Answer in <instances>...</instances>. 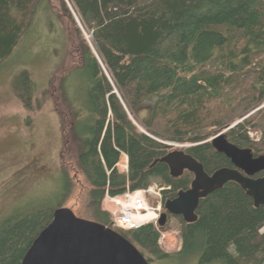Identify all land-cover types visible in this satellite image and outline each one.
Returning <instances> with one entry per match:
<instances>
[{
	"label": "trees",
	"instance_id": "obj_1",
	"mask_svg": "<svg viewBox=\"0 0 264 264\" xmlns=\"http://www.w3.org/2000/svg\"><path fill=\"white\" fill-rule=\"evenodd\" d=\"M67 1L81 26L65 0L56 13L52 0H0V64L30 32L39 12L49 13L51 26L52 15L68 16L79 39L73 69L84 79L85 98L76 107L79 96L70 95L66 79L60 80V97L72 112L70 118L61 113L62 139L64 146L75 144L76 166L89 186L77 211L69 208L116 230L159 260L264 264V204L255 207L235 182L201 198L196 221L186 223L177 216L181 243L172 253L158 243L172 215L164 226L122 229L101 209L106 195L144 189L153 180L171 186L163 200L189 188L190 173L172 178L159 161L170 148L163 140L190 143L182 149L208 174L231 167L229 158L206 141L212 131L227 129L229 142L264 155V0ZM81 28L90 34L92 47ZM11 88L23 107L32 110L34 84L26 70L12 78ZM149 100L146 134L128 113H137ZM248 130L260 132L259 140L250 139ZM122 154L126 172L117 167ZM61 175L58 207L70 198L73 184L66 168ZM53 211L33 207L1 220L0 264H20Z\"/></svg>",
	"mask_w": 264,
	"mask_h": 264
},
{
	"label": "rangeland",
	"instance_id": "obj_2",
	"mask_svg": "<svg viewBox=\"0 0 264 264\" xmlns=\"http://www.w3.org/2000/svg\"><path fill=\"white\" fill-rule=\"evenodd\" d=\"M65 2L72 18L81 26L71 5L67 0ZM59 3L60 0H52L53 12L56 13ZM48 15L49 13L40 12L37 14L30 32L0 64V221L9 216H18L33 207L57 208L64 168L73 184L71 196L61 204L62 207L69 208L71 205L74 209L81 206L89 187L76 166L75 144L68 141L67 146H64L62 139L61 113L65 112L66 118H70L72 112L60 97V80L66 79L64 87H67L70 95L76 98L79 96L78 100L75 99L76 107L85 98L84 79L73 69L79 61V39L68 16L59 14L57 18L52 15L51 26L48 25ZM80 31L92 47L90 34L82 28ZM23 70L29 73L34 84L33 109L30 111L23 107L11 88L12 78ZM153 100L147 101L137 113H128L137 129L146 134H149V129L145 121ZM224 130L227 129L212 131L206 141H210L219 132H225ZM247 133L253 141L259 140L260 132L248 130ZM163 142L169 145L168 152L190 146V143L175 140ZM120 158L118 170L126 172L127 158ZM106 208L110 209L111 206H107L103 199L101 209L106 211ZM74 214L84 218L78 212ZM169 227L168 231H162L164 235L158 243L164 251L172 253L179 249L181 243L180 221L177 216L170 218ZM260 232H264V226ZM138 250L146 259H151L150 264H196L195 258L159 260L147 251ZM230 250L234 252L233 247Z\"/></svg>",
	"mask_w": 264,
	"mask_h": 264
},
{
	"label": "water",
	"instance_id": "obj_3",
	"mask_svg": "<svg viewBox=\"0 0 264 264\" xmlns=\"http://www.w3.org/2000/svg\"><path fill=\"white\" fill-rule=\"evenodd\" d=\"M213 148L230 158L235 168L221 167L208 174L203 165L183 149L164 154L159 161L168 166L172 178L185 171L193 174L190 186L164 201L158 225L168 214L186 223L196 221L199 200L232 181L240 185L255 207L264 204V155L254 156L248 147H239L219 132L210 139ZM243 172V173H242ZM263 172V175L253 177ZM20 264H150L138 248L116 230L94 220L80 218L68 207H57L50 222L40 230Z\"/></svg>",
	"mask_w": 264,
	"mask_h": 264
},
{
	"label": "built area",
	"instance_id": "obj_4",
	"mask_svg": "<svg viewBox=\"0 0 264 264\" xmlns=\"http://www.w3.org/2000/svg\"><path fill=\"white\" fill-rule=\"evenodd\" d=\"M171 186L156 181L144 189L126 190L123 194L104 197V202L111 208L106 211L111 215L112 225L122 229H134L152 223L158 227V220L164 212V192ZM163 233L160 232L159 240Z\"/></svg>",
	"mask_w": 264,
	"mask_h": 264
},
{
	"label": "flooded vegetation",
	"instance_id": "obj_5",
	"mask_svg": "<svg viewBox=\"0 0 264 264\" xmlns=\"http://www.w3.org/2000/svg\"><path fill=\"white\" fill-rule=\"evenodd\" d=\"M254 156H256V155H254ZM229 160H230V158H229ZM230 163H231V167L230 168H235V165L231 162V160H230ZM186 173H190V172H188V171H185L184 173H183V175H185ZM243 173V172H242ZM191 175H192V179H193V174L192 173H190ZM261 175H263V172H262V174ZM261 175H257V174H255L253 177H258V176H261ZM191 179V180H192Z\"/></svg>",
	"mask_w": 264,
	"mask_h": 264
},
{
	"label": "crops",
	"instance_id": "obj_6",
	"mask_svg": "<svg viewBox=\"0 0 264 264\" xmlns=\"http://www.w3.org/2000/svg\"><path fill=\"white\" fill-rule=\"evenodd\" d=\"M123 156H125V158H127L126 157V155L125 154H122ZM121 155V157L123 158V156ZM121 159V158H120ZM126 161H127V159H125ZM120 161V160H119ZM117 165H119V162H118V164Z\"/></svg>",
	"mask_w": 264,
	"mask_h": 264
}]
</instances>
